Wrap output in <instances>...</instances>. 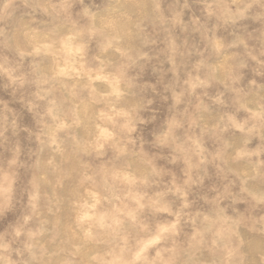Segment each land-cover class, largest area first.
Segmentation results:
<instances>
[{"label": "clouds", "instance_id": "9594fccd", "mask_svg": "<svg viewBox=\"0 0 264 264\" xmlns=\"http://www.w3.org/2000/svg\"><path fill=\"white\" fill-rule=\"evenodd\" d=\"M0 264H264V0H0Z\"/></svg>", "mask_w": 264, "mask_h": 264}]
</instances>
